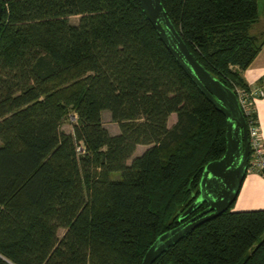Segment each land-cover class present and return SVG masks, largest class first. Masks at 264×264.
<instances>
[{
  "label": "trees",
  "instance_id": "16d2710c",
  "mask_svg": "<svg viewBox=\"0 0 264 264\" xmlns=\"http://www.w3.org/2000/svg\"><path fill=\"white\" fill-rule=\"evenodd\" d=\"M160 2L196 60L237 98L249 95L241 72L264 43L251 32L257 0ZM1 3L0 264H142L155 239L182 222L205 165L224 154L225 116L139 0ZM104 110L119 133L103 126ZM242 113L248 132L259 125L254 103ZM137 145L148 147L127 163ZM232 207L152 264H264V208Z\"/></svg>",
  "mask_w": 264,
  "mask_h": 264
},
{
  "label": "water",
  "instance_id": "95a60500",
  "mask_svg": "<svg viewBox=\"0 0 264 264\" xmlns=\"http://www.w3.org/2000/svg\"><path fill=\"white\" fill-rule=\"evenodd\" d=\"M145 17L187 76L227 120L224 154L207 163L202 171L198 195L179 215L177 226L159 235L147 249L142 264H152L170 246L200 223L213 218L234 203L246 175L249 140L245 118L236 94L215 79L193 56L169 20L160 0H139ZM2 3L0 0V16ZM205 205L200 211L201 206Z\"/></svg>",
  "mask_w": 264,
  "mask_h": 264
},
{
  "label": "crops",
  "instance_id": "0c3cea01",
  "mask_svg": "<svg viewBox=\"0 0 264 264\" xmlns=\"http://www.w3.org/2000/svg\"><path fill=\"white\" fill-rule=\"evenodd\" d=\"M245 82L256 87L264 84V43L248 68L241 72ZM260 135L264 144V95L255 100ZM264 208V176L247 173L242 181L232 210H253Z\"/></svg>",
  "mask_w": 264,
  "mask_h": 264
},
{
  "label": "rangeland",
  "instance_id": "374dc122",
  "mask_svg": "<svg viewBox=\"0 0 264 264\" xmlns=\"http://www.w3.org/2000/svg\"><path fill=\"white\" fill-rule=\"evenodd\" d=\"M258 2V10H259V19L258 21L252 26L251 32L253 34L258 35L259 37L264 34V0H257ZM70 23L76 24L78 22L79 16H69ZM101 120L103 126L111 133V134H117L119 133V127L118 124L112 120L111 114L108 110L102 111L101 114ZM176 120L175 113H172L168 118V125L171 126ZM76 123V115L70 114L67 118L64 119L61 125V129L66 132H72L73 125ZM148 146L147 145H137L136 149L132 155V157L127 161V163L131 162V159L134 156L139 155L142 153ZM111 178L117 179L119 178L120 174L119 172H112L110 174ZM64 233V229L60 228L57 231L58 237H61Z\"/></svg>",
  "mask_w": 264,
  "mask_h": 264
},
{
  "label": "built area",
  "instance_id": "2783aa9c",
  "mask_svg": "<svg viewBox=\"0 0 264 264\" xmlns=\"http://www.w3.org/2000/svg\"><path fill=\"white\" fill-rule=\"evenodd\" d=\"M264 95V84L253 87L248 94L242 90H238V103L241 110L247 114L251 110V106L255 103V100ZM249 148L252 149V159L250 166L247 164L246 172L255 173L263 172L264 174V144L260 135L259 126L251 124L248 132ZM78 152H82L81 146L77 148Z\"/></svg>",
  "mask_w": 264,
  "mask_h": 264
},
{
  "label": "flooded vegetation",
  "instance_id": "af4514ba",
  "mask_svg": "<svg viewBox=\"0 0 264 264\" xmlns=\"http://www.w3.org/2000/svg\"><path fill=\"white\" fill-rule=\"evenodd\" d=\"M0 18H1V16H0ZM201 209H202V208H201ZM201 209H200V210H201ZM200 210H197L196 212H198V211H200ZM196 212H195V213H196Z\"/></svg>",
  "mask_w": 264,
  "mask_h": 264
}]
</instances>
